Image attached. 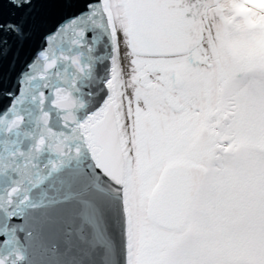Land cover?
Here are the masks:
<instances>
[{
  "label": "snow or ice",
  "instance_id": "6c2138e0",
  "mask_svg": "<svg viewBox=\"0 0 264 264\" xmlns=\"http://www.w3.org/2000/svg\"><path fill=\"white\" fill-rule=\"evenodd\" d=\"M0 264H264V0H0Z\"/></svg>",
  "mask_w": 264,
  "mask_h": 264
}]
</instances>
